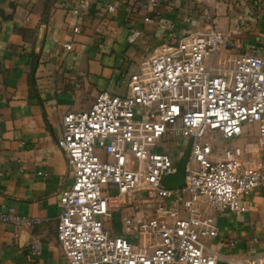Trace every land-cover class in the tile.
Segmentation results:
<instances>
[{
    "label": "built area",
    "instance_id": "built-area-1",
    "mask_svg": "<svg viewBox=\"0 0 264 264\" xmlns=\"http://www.w3.org/2000/svg\"><path fill=\"white\" fill-rule=\"evenodd\" d=\"M246 1L263 11L264 0H193L208 27L161 44L125 94L102 91L90 109L63 115L57 143L72 183L61 192L57 235L68 264H264V256L236 259L214 244L219 216L247 212L245 199L264 187V53L231 51L240 43L215 15ZM90 8L80 1L72 19ZM141 35L131 29L129 43ZM250 132L256 144L232 143ZM171 136L193 139L177 190L164 185L178 162L164 145ZM116 208L119 232L107 226ZM0 221L27 228L42 219L9 208Z\"/></svg>",
    "mask_w": 264,
    "mask_h": 264
},
{
    "label": "crops",
    "instance_id": "crops-1",
    "mask_svg": "<svg viewBox=\"0 0 264 264\" xmlns=\"http://www.w3.org/2000/svg\"><path fill=\"white\" fill-rule=\"evenodd\" d=\"M80 1L0 0V214L14 208L42 219L27 228L0 221V264H68L57 235L61 192L72 183L57 143L63 115L90 109L102 91L125 94L130 76L161 44L209 26L193 0H160L155 6L150 0H88L91 8L74 20L71 11ZM253 9L246 1L225 4L215 14L240 43L234 53H264V5L259 13ZM76 21L79 32L73 31ZM135 27L142 35L131 44ZM263 202L259 187L245 199L247 212L219 216L214 244L222 253L263 256ZM117 214L107 226L119 232Z\"/></svg>",
    "mask_w": 264,
    "mask_h": 264
},
{
    "label": "rangeland",
    "instance_id": "rangeland-1",
    "mask_svg": "<svg viewBox=\"0 0 264 264\" xmlns=\"http://www.w3.org/2000/svg\"><path fill=\"white\" fill-rule=\"evenodd\" d=\"M257 141H258L257 134L255 132H250L248 134H245L244 136H242L238 140L233 141L232 143H234V144H238L239 143V144L245 145V144H256ZM164 145L166 147H169V151L175 152V154L177 155L178 161H179V160H181L184 157V155L186 153V150H187V147H188V142L182 136H173V137L171 136V137H168L166 139ZM176 150L179 151V153H177ZM260 207L262 208L261 213L263 214L262 218H261V221H262L261 227H262V229H264V202H263V204ZM118 209L119 208H116L115 210H116V212H118L117 216L120 217V212H119ZM114 222H115V220H113V222L110 221V223H114ZM115 224H114L115 225L114 227L115 228L117 227V229H118L119 224H121L120 218H118L116 220ZM263 256H264V254H263Z\"/></svg>",
    "mask_w": 264,
    "mask_h": 264
},
{
    "label": "water",
    "instance_id": "water-1",
    "mask_svg": "<svg viewBox=\"0 0 264 264\" xmlns=\"http://www.w3.org/2000/svg\"><path fill=\"white\" fill-rule=\"evenodd\" d=\"M192 143L193 139H190L184 157L177 162L175 172L165 177L164 185L167 189L177 190L185 186V172L191 155Z\"/></svg>",
    "mask_w": 264,
    "mask_h": 264
}]
</instances>
